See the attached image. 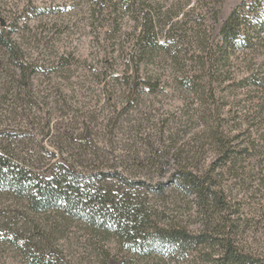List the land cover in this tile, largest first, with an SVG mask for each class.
Wrapping results in <instances>:
<instances>
[{
	"label": "rangeland",
	"instance_id": "rangeland-1",
	"mask_svg": "<svg viewBox=\"0 0 264 264\" xmlns=\"http://www.w3.org/2000/svg\"><path fill=\"white\" fill-rule=\"evenodd\" d=\"M182 1L187 2H148L161 12L182 8L176 19L192 6L217 12V22L204 21L208 44L215 46L230 12L252 0H188L184 7ZM136 3L0 0V35L27 64L20 70L14 62L19 60L0 42V151L12 153L33 177L72 169L99 190L143 201L153 224L180 222L195 230L196 203L171 175L181 166L207 167L216 157L209 129L223 120L215 115L203 121V103L180 84L183 71L198 74L194 58L174 64L163 49H155L151 62L136 73V52L130 57L136 18L148 9L139 11ZM260 35L259 44L233 52L230 66L237 77L250 67L264 72V30ZM157 40L164 43L161 31ZM184 48L195 55L194 44ZM253 89L259 88L240 86L224 102L216 96L215 103L204 89L206 103L220 114ZM235 127L231 121L221 126L230 138L243 131ZM130 247L101 216L91 219L60 206L34 209L25 196L0 190V264H163L162 245L144 244L140 254Z\"/></svg>",
	"mask_w": 264,
	"mask_h": 264
},
{
	"label": "trees",
	"instance_id": "trees-1",
	"mask_svg": "<svg viewBox=\"0 0 264 264\" xmlns=\"http://www.w3.org/2000/svg\"><path fill=\"white\" fill-rule=\"evenodd\" d=\"M136 1L139 11L148 7L136 18V45L130 52L132 60L136 52V73L141 64L151 62L156 50L163 49L174 64L194 58L198 74L187 76L183 71L180 84L203 103L199 106L203 121H211L215 115L223 120L209 129L216 157L207 167L181 166L171 175L172 181L196 203L198 228L189 230L180 222L153 224L143 201L99 190L94 184L81 181L72 169L57 177H33L9 151H0V190L25 196L34 209L60 206L70 213L90 215L91 219L101 216L127 239L136 254L141 253L144 244L165 247L163 264L172 259L176 264H264V72L250 67L237 77L230 66L235 50L259 44L263 38L260 33L264 30V0L236 6L221 25L215 46L208 44L204 21L210 17L217 22V12L209 15L206 9L192 6L176 19L182 8L161 12L148 2L151 0ZM186 1L181 5L187 6ZM190 22L195 25L186 29ZM160 31L164 43L157 40ZM0 42L12 60L18 59L6 37L0 35ZM193 44L196 52L192 56L185 52L184 45ZM14 62L25 71L24 61ZM248 85L257 86L259 89L253 90H259V94L255 96L253 90H247L246 98L222 107L220 114L206 103L204 89H210L208 93L215 103L216 96L224 102L231 90ZM228 121L243 131L228 137L221 128ZM123 181L133 185L132 181ZM42 261L36 259L37 263Z\"/></svg>",
	"mask_w": 264,
	"mask_h": 264
}]
</instances>
